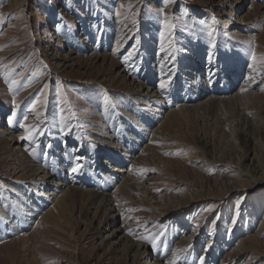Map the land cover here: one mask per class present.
Wrapping results in <instances>:
<instances>
[{"label": "rangeland", "instance_id": "1", "mask_svg": "<svg viewBox=\"0 0 264 264\" xmlns=\"http://www.w3.org/2000/svg\"><path fill=\"white\" fill-rule=\"evenodd\" d=\"M66 1L0 0V264H264V0ZM236 92L260 99L219 123L180 116L150 142L168 111ZM14 147L66 187L123 200L103 238L94 208L39 226L62 182L20 178Z\"/></svg>", "mask_w": 264, "mask_h": 264}, {"label": "bare ground", "instance_id": "2", "mask_svg": "<svg viewBox=\"0 0 264 264\" xmlns=\"http://www.w3.org/2000/svg\"><path fill=\"white\" fill-rule=\"evenodd\" d=\"M65 3H66V7L70 6V4H71L69 2V0H67ZM255 15H257L259 17L258 18L259 20L264 22V11L260 12V11L255 10ZM263 35H264V30H263ZM96 55L97 54H95V53H93V54L91 53V56H96ZM103 59H105V58H103ZM104 62H105V60L103 61V63ZM119 75H120L119 78L121 80L126 81V82L128 81L127 77L125 76V74H123V72H121ZM189 81H190V79H189ZM226 83L227 82H224V85ZM128 85L130 87L137 88V85H135L132 81L128 82ZM221 85L222 84H220L219 87H216V91H214V92H219L222 90H225V92H226L227 87L225 88V86L222 87ZM241 87H243L242 84H241ZM225 95L226 94H224L223 97H218V96L214 97V96H212V94H209L208 97L206 99H204V101H201V102L196 103L194 105H189V106L178 108V110L168 111L167 112V116H168L167 119L166 120L164 119L165 121L160 124L159 128H156L153 131V133H151L152 135H151L150 142L156 143L158 141L157 134H158L159 130L168 127L170 124L169 122L171 120L178 122L180 120V116H183L186 118H191L192 116H199L202 119L213 120L215 123H219L220 115L222 112L224 113V109L227 108V110L228 109L230 110L232 108L231 110H234V109L238 108L239 105H241L242 103L244 104L245 103L244 101H246V103H247V101L250 100V101H252L251 103H253L254 101L260 99V96L257 93H252V92L247 93L245 95L237 94V92L234 93L233 95H230V96H225ZM140 96H142V97L139 100H141L144 103L147 102L151 97H153V95H151V93L145 94L144 95L145 98H143V95H140ZM194 100L195 101L200 100V98L194 99ZM164 131H168V130L165 129ZM98 132L101 134L106 133L105 131H99V130L97 131V133ZM0 134L8 135V134H10V131L8 129H2V130H0ZM11 142L14 143V146L17 145L16 144V137L11 138ZM100 147H102V146H100ZM155 150H156V148L153 147L152 145H147L145 147V152H149L150 154L153 153ZM9 153H10L9 156L11 157L10 160H12V162H14V164L17 166V169L19 170L18 173H21L20 178H24L25 176L33 177L34 180L37 179L36 181L32 182L33 185H40V186H44L45 188L48 187V185L46 183H47V180L49 178H53L57 182L58 181L62 182V183H55L54 185H52L50 187L49 197H51V198H48V199H50V200L55 199L56 203L52 209L50 208L49 210H47L46 213H44L43 217L40 219V221L38 223L40 227L48 228L51 225H56L57 227H60L61 224L63 223V220L65 218H67L68 213L72 212L73 210L77 211L81 215L86 216V218H87V214L89 213V210L91 208H94L95 211L93 213L94 214L93 217H94V219H96L98 221V225L102 223L100 220L104 217L103 218L104 221L102 223L101 229H99L98 227L94 228V230H96V231H94V234L100 238H103L102 233L109 230L110 224L116 222V220H118V217L121 215L120 205L123 202V200H121L119 198H112L113 194L103 195L101 193H94L93 191H95V190H92L91 188L90 189L79 188L81 185L79 187H76V186H68V184H67L68 187H66V184H64V183H66V179L64 178L63 175L51 176L48 174H44L41 171L43 169H41L40 167H37L36 169H34L33 167H31L32 165H30V160H29L28 156L25 153L21 152L18 147H14V150H11V152H9ZM117 161L119 164H121L120 160H117ZM134 162H137V161H134ZM50 168H52V166H50ZM124 168L123 167L114 168V170L112 172L115 174L126 173ZM133 181H140V180L135 179V178L129 179L126 177L122 180V183L117 187V191H119L120 194L123 195L124 197H127V199H133V193H135L137 191L136 187L133 184ZM84 182H82L84 184V186L90 187L89 180L88 181L85 180ZM60 184H61V186L64 185L65 188H61L62 190H64V192L62 191L63 194L61 193L60 196H57V194H55V192H54V186L60 188L61 187ZM109 184H110V181H107L104 183V185H106V186L102 188L103 191H106ZM114 203H118V205L115 207ZM38 204H41V203H38ZM106 208H109V210H110V208H113V211H110V213H108L106 215V213H105ZM2 220H3V218L0 217V227H1ZM123 222H124V220H123ZM124 232H125L124 228L115 229L114 232L112 233V239L117 238V236L119 237V235H122L121 233H124ZM38 234L42 235V236H46L47 234L48 235L50 234V231H48V229H47V231H42L40 229H36V235H38ZM109 236L104 237V240L109 241L110 240ZM0 237H1V235H0ZM27 239H29L28 236L23 235L22 237L18 238L17 242H19V241L23 242L22 247L25 248L26 244L29 243V241H25ZM119 239H120V237H119ZM109 242H111V241H109ZM31 243L32 242H30V244ZM11 244H13V242ZM4 245L6 246L7 243ZM34 248L35 247L28 246V249H32V251L34 250ZM254 254H257V253L255 252Z\"/></svg>", "mask_w": 264, "mask_h": 264}, {"label": "snow or ice", "instance_id": "3", "mask_svg": "<svg viewBox=\"0 0 264 264\" xmlns=\"http://www.w3.org/2000/svg\"><path fill=\"white\" fill-rule=\"evenodd\" d=\"M253 59H255V57H253ZM164 87H165V85L161 84V88H164ZM28 131H31V129H29ZM22 139H23V137H22ZM72 171L75 172L76 168H73ZM145 239H147V237H145Z\"/></svg>", "mask_w": 264, "mask_h": 264}]
</instances>
